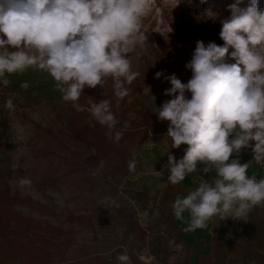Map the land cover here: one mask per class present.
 I'll use <instances>...</instances> for the list:
<instances>
[{
	"label": "clouds",
	"instance_id": "1",
	"mask_svg": "<svg viewBox=\"0 0 264 264\" xmlns=\"http://www.w3.org/2000/svg\"><path fill=\"white\" fill-rule=\"evenodd\" d=\"M181 2L198 7L194 0H0V85L7 87L11 74L42 70L54 79L62 100L82 112L77 101L84 89L103 88L110 77L114 96L123 100L129 95L126 85L139 76L133 53L149 46L152 32H172L161 13H172ZM205 4L196 19L219 22L224 43L196 42L185 66L192 73L187 83L175 74H155L171 85L164 92L171 99L155 114L168 122L165 136L172 149L187 145L179 161L170 151L165 154L167 181L175 185L190 174H204L195 190L172 205L177 219L189 213L185 231L204 228L213 217L246 221L256 206H264V179L249 177V164L231 159L250 148L254 161H264V6L261 0H247L246 5L245 0L226 5L199 0ZM224 11L230 15L224 17ZM27 87V82L21 84ZM5 107L14 109L12 99ZM88 110L114 131L109 139L119 142L122 134L115 130L119 121L111 100L92 103ZM136 163L129 162L130 171ZM18 183L30 185L31 180L20 178ZM117 260L125 264L129 257L121 254Z\"/></svg>",
	"mask_w": 264,
	"mask_h": 264
},
{
	"label": "rangeland",
	"instance_id": "2",
	"mask_svg": "<svg viewBox=\"0 0 264 264\" xmlns=\"http://www.w3.org/2000/svg\"><path fill=\"white\" fill-rule=\"evenodd\" d=\"M261 5L264 6V0H261ZM207 6L201 5L185 12L180 6L172 13L170 10L164 11L169 16L180 15L181 20H191L189 26L199 27V41L207 44L206 29L214 23L196 19ZM184 25L188 24H180ZM217 31L220 33L219 29ZM140 51L152 61L153 53L149 47ZM233 61L227 59L228 63ZM8 78L10 83L7 87L0 85V150L11 157L23 172L9 180L10 190L12 194L28 196L45 207L41 211L16 205L14 210L52 226H66L64 216L67 212L84 217L73 227L74 241L65 251L64 264H121L117 260L121 254L129 257L125 264H196V258L206 254L211 256V264H264V258L254 259L255 255L264 257V206H256L246 221L231 218L222 221L219 217H213L206 227L194 231H185L191 219L189 213L185 212L182 219L174 216V223L180 229L178 234L165 231L161 222L160 201L168 177L163 166L167 164L165 154L171 139L165 136L168 122L159 121L155 114L165 100L171 99L164 95L165 91L150 89L143 83L141 93L127 99L126 119L138 117L135 110L143 105L152 117L146 129L154 132L138 145L135 143L141 137L140 129L134 135L132 132L125 136V141L111 150L108 158L101 160L102 166H99L100 162H95L92 154L89 155L84 148L70 146L69 151L64 150L50 135L54 133L59 136L56 133L62 127V121L58 116L66 112L67 103L62 100L54 79L47 72L29 68ZM178 78L183 83L190 79ZM24 82L28 84L27 89L21 88ZM8 99L13 101L12 110L5 107ZM132 102L137 103L134 109L129 107ZM1 121H4L6 128ZM161 128L164 132L159 131ZM122 129L127 131L128 123H124ZM47 147L51 154H44ZM182 147L181 154L185 155L187 145ZM76 148L84 159L82 166L98 179L93 184L89 183V190L79 192L63 184L59 189L37 188L40 174L49 165L59 166L57 163L63 161L64 157L70 158ZM246 152V155L234 154L231 159H237L241 164L248 163L249 177L264 179V161H254L250 148H246ZM58 157L61 158L58 160ZM0 158H3L1 153ZM132 159L137 162L134 171L128 167ZM62 164L60 167L63 169L64 162ZM201 175L204 174L193 173L180 182L182 192L174 201L195 190ZM211 175L214 173L204 178L210 179ZM20 178L31 180V184L19 185ZM228 240L246 247L248 253L233 251Z\"/></svg>",
	"mask_w": 264,
	"mask_h": 264
},
{
	"label": "trees",
	"instance_id": "3",
	"mask_svg": "<svg viewBox=\"0 0 264 264\" xmlns=\"http://www.w3.org/2000/svg\"><path fill=\"white\" fill-rule=\"evenodd\" d=\"M212 2L226 5L233 3L234 0H209V3ZM194 3L198 7L201 6L197 0H194ZM179 6L182 7L180 9H183L184 12L192 11L196 7H190L185 2H181ZM229 15V12H223L224 17ZM161 16L165 25L170 24L172 32L167 34V31H164L162 35L158 32L149 34L147 44L153 53L152 61L144 57L139 48L137 49L139 59L136 58L137 53H133V70L138 71L139 76L130 85H126L129 88V95L127 97L117 101V98L113 94L112 81L109 77L105 79L103 88L98 85L95 89H84L79 101H77L84 108V111L78 112L72 107V102H66V112L58 116L62 121V127L56 133L59 136L54 133L50 134L53 139L57 140L62 149L69 151L70 146L84 148L89 155L92 154L95 162H100L108 158L111 150L119 147L125 141V136L132 132V135H134L137 129H140L141 137L135 143L136 145L141 144L150 133L154 132L146 129L152 117L143 105H139L140 108L135 110L138 117L131 120L126 119L125 115L128 109L126 106L127 99L141 93L143 83L149 86L150 89L154 88L160 92H164L165 88L168 89L170 84L163 77L160 79L155 78L157 72L163 71L166 75L175 74L177 78H191L192 73L185 66L191 60L200 34H198V26H189V23H192L189 19L181 20L180 15L169 16L164 10ZM181 23L188 25L180 26ZM217 29L221 30L219 22L207 27L205 32L206 38L208 42L214 41L217 45H222L224 42L222 43L218 37ZM229 51L231 52L232 50L230 49ZM232 63L235 62L233 61ZM104 99L111 100V110L119 121L115 129L122 134L119 142L109 139V135H114V131L96 122L88 110L92 103ZM136 104L132 102L129 107L134 109V107H137ZM1 123L5 127L4 121H1ZM124 123H128L129 129L127 131H123L122 129ZM159 131L164 132L163 128ZM170 143L168 151L179 161L184 156L181 154L183 147L181 145L179 149H172L171 140ZM48 150V147L45 148L44 154H51ZM91 150H93V153ZM0 153L3 154V158H0V264H11L20 260L22 264H53L55 262L64 264L66 261L64 260L65 251L74 241L73 227L76 223L83 221L84 217L74 212H67L64 216L66 226H52L15 211L13 207L16 205L37 208L41 211L45 207L28 196L20 197L17 194L11 193L9 180L12 177L17 178L23 172L19 166L13 167L17 165L16 162L6 155L2 149ZM246 154L245 148L241 150L239 155ZM179 155H181L180 159L178 158ZM60 158L58 157V160ZM62 160L57 163L59 166L49 165L40 174L39 180L36 183L37 188L46 189L47 187H52L59 189L63 184L82 192L83 190H89L88 186L90 182L93 184L98 180L93 174L87 173L89 171L82 166L84 159L79 155L77 148L71 152L70 158L64 157ZM63 162L65 167L62 169L60 165H63ZM104 177L106 178V176ZM181 192V183L173 185L168 181L161 192L160 216L164 229L168 234H178L180 232L179 227L174 223L172 205L174 199ZM228 244L235 252L248 253L246 247L232 240H228ZM258 258L262 259L264 257L255 255L254 259ZM195 262L196 264H211V256L208 254L198 256Z\"/></svg>",
	"mask_w": 264,
	"mask_h": 264
},
{
	"label": "built area",
	"instance_id": "4",
	"mask_svg": "<svg viewBox=\"0 0 264 264\" xmlns=\"http://www.w3.org/2000/svg\"><path fill=\"white\" fill-rule=\"evenodd\" d=\"M202 167V165H198V168ZM185 196H183L182 198H184Z\"/></svg>",
	"mask_w": 264,
	"mask_h": 264
}]
</instances>
